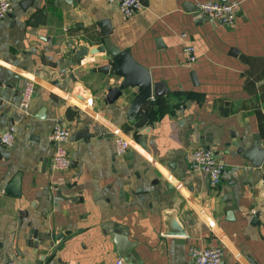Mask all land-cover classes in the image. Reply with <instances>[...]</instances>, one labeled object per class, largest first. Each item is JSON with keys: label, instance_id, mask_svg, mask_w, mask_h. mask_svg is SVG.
Returning a JSON list of instances; mask_svg holds the SVG:
<instances>
[{"label": "crops", "instance_id": "0c3cea01", "mask_svg": "<svg viewBox=\"0 0 264 264\" xmlns=\"http://www.w3.org/2000/svg\"><path fill=\"white\" fill-rule=\"evenodd\" d=\"M228 1L140 0L124 19L107 0H12L0 19V134L15 136L0 144V264H191L194 246L220 247L219 264H264V157L252 159L264 156V0H234L230 27L198 13ZM102 20L111 43L166 87L133 116L132 95L104 101L122 80L98 71L107 54L72 59L100 43ZM56 124L70 133L69 170L51 165ZM116 136L129 144L121 156ZM195 147L222 165L218 186L189 170Z\"/></svg>", "mask_w": 264, "mask_h": 264}, {"label": "built area", "instance_id": "2783aa9c", "mask_svg": "<svg viewBox=\"0 0 264 264\" xmlns=\"http://www.w3.org/2000/svg\"><path fill=\"white\" fill-rule=\"evenodd\" d=\"M111 4L117 5L119 12L124 19L132 16L140 7V0H107ZM12 9V0H0V19L5 18ZM198 13L205 19L216 22L224 26H233L237 12L239 10V1L228 2H201L197 4ZM184 39L186 33L180 34ZM183 51L189 62L196 59L194 46L186 43L183 46ZM34 93L33 83L26 82L22 89L19 109L23 114H28L30 101ZM1 98V91H0ZM70 133L67 128L56 124L48 135V139L55 143L54 153L51 159L52 168L55 170H69L72 167L73 161L67 150L62 146ZM15 141L13 130H7L0 134V144L5 147H11ZM129 148L128 141L122 136H116L114 139V149L116 156L123 155ZM186 161L189 170L192 173L203 172L208 176L211 186L215 187L222 180L223 167L217 161L214 153L210 149L195 147L189 150L186 154ZM261 185L264 188V176L261 179ZM256 210L251 211L256 214ZM191 264H219L222 258V249L220 247H192L190 248ZM7 264H45L42 261L34 262H16L9 261ZM56 264H79L75 261L59 262ZM115 264H123L122 259L118 258Z\"/></svg>", "mask_w": 264, "mask_h": 264}, {"label": "water", "instance_id": "95a60500", "mask_svg": "<svg viewBox=\"0 0 264 264\" xmlns=\"http://www.w3.org/2000/svg\"><path fill=\"white\" fill-rule=\"evenodd\" d=\"M65 1L70 2L71 0ZM109 24V21L106 20L97 22L100 31L95 37L100 40V43L91 48H88L86 45H80L79 48L74 51L72 59L78 61L81 57L86 55L107 54V63L100 66L98 71L102 73V77L115 76L122 78V80L117 85L111 86L107 89L104 101L107 104H112L118 98L125 99L129 95H132L133 98L128 108V114L129 116H133L139 110L141 105L149 98L162 97L166 93V87L162 81L152 82L149 71L145 67L137 63L128 52L121 51L111 43V28ZM131 88L137 89L134 94L125 93L126 89ZM203 148L206 149L205 147ZM263 157L264 156L261 153L253 156L252 159L256 165H259ZM18 178L19 175L14 177L12 186L15 187L18 185ZM168 222L170 226L176 227V222L172 215H170Z\"/></svg>", "mask_w": 264, "mask_h": 264}]
</instances>
